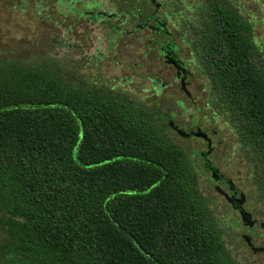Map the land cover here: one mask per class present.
Segmentation results:
<instances>
[{
    "label": "trees",
    "instance_id": "1",
    "mask_svg": "<svg viewBox=\"0 0 264 264\" xmlns=\"http://www.w3.org/2000/svg\"><path fill=\"white\" fill-rule=\"evenodd\" d=\"M201 5L209 22L186 29L264 219V44L229 0ZM52 12L63 30L72 11ZM212 204L186 149L124 95L67 83L52 59L0 63V264H241Z\"/></svg>",
    "mask_w": 264,
    "mask_h": 264
},
{
    "label": "flooded vegetation",
    "instance_id": "2",
    "mask_svg": "<svg viewBox=\"0 0 264 264\" xmlns=\"http://www.w3.org/2000/svg\"><path fill=\"white\" fill-rule=\"evenodd\" d=\"M33 1L35 7L38 4L48 13L47 18L39 16L38 19L52 25L54 24L52 10L72 11L56 22L64 26L60 47L65 51V57H62L60 64L64 81L75 83L80 88L98 94L104 92L124 95L127 101L137 105L141 114L149 115L163 135L169 139L174 135L191 143H200L204 147L202 150H189L184 147L190 154L197 172L200 168L210 175L213 190L231 213L239 216L245 229L249 231L261 229L264 232V219L260 209L250 202L249 196L224 175L219 167L220 162L232 152H236L244 161L245 159L238 144L236 131L213 92V82L209 73V69L213 67L206 64L207 60L195 48V43L191 42L186 29L187 25H206L209 22L208 15L201 11V4L203 1L207 4L210 0ZM229 1L236 6L242 17L252 24L251 19L244 15L241 3ZM13 5L16 9V1ZM129 10L136 12L130 13ZM133 41L137 42L139 51L143 50L139 63L132 60ZM116 69L124 72L125 76L114 77L112 73ZM195 71L204 78L201 81V94L194 92ZM135 81L138 82L136 85L140 86L142 93L149 92L157 99L170 94L172 99L166 98L165 102L162 101L161 108L151 111L144 103L136 102L127 93V89ZM134 88L136 87L133 86ZM219 121L234 134V140L230 144L225 143L226 137H221L216 129ZM180 131L185 136L181 135ZM198 132L202 136H196L195 133ZM215 170L219 175L217 180L213 179ZM230 182H233V185ZM218 186L234 197V205L215 190ZM242 194L246 200L241 205L239 200ZM243 209L252 216L255 223L252 228L242 222ZM240 236L246 251L264 256L263 252L255 254L245 242L244 236H249L247 232ZM250 237L257 248L254 236Z\"/></svg>",
    "mask_w": 264,
    "mask_h": 264
},
{
    "label": "rangeland",
    "instance_id": "3",
    "mask_svg": "<svg viewBox=\"0 0 264 264\" xmlns=\"http://www.w3.org/2000/svg\"><path fill=\"white\" fill-rule=\"evenodd\" d=\"M16 1V9L13 2ZM235 3L240 2L244 9V15L252 21L254 31L260 45L264 44V0H233ZM24 3L22 0H0V63L19 62L35 65L44 60H54L61 64L62 57H65V51L61 50L63 30L55 27L50 23L39 20L32 9L23 10ZM28 5L33 7L32 0H29ZM97 34L102 35L99 31ZM263 47V46H262ZM132 60L141 62L143 50L137 49V42L133 41L132 45ZM196 73V86L194 92L201 94V81L204 79L202 75ZM114 77H124L125 74L120 69L113 71ZM138 82L127 89L136 102L145 104V106L153 110H158L162 107V101L172 99L170 94L165 98L160 96L158 99L151 96L149 92L142 93ZM133 86L136 87L133 89ZM127 88V87H125ZM163 109V108H162ZM200 118V117H199ZM216 129L220 132L221 137H226L225 143L230 144L234 140V134L230 132L223 122L219 121V126ZM172 140L182 145L187 149L202 150L204 147L198 142H188L183 138L172 135ZM221 151L218 153L220 155ZM219 167L221 172L229 179L234 181L243 191L249 196L253 190L251 184V170L247 163L238 157L237 153L232 152L229 156L220 162ZM199 179L201 189L205 196L211 197L216 216L222 222L223 228L228 231L225 236L227 248L232 252V255L241 264H264V256L253 255L251 251L245 250V245L241 240V234L247 232L249 236H254L257 248L264 247V232L261 229L249 231L241 224L239 216L233 215L230 209L227 208L223 200L215 193L211 185V177L203 169L199 168ZM252 206V204L250 205ZM253 207V206H252Z\"/></svg>",
    "mask_w": 264,
    "mask_h": 264
},
{
    "label": "water",
    "instance_id": "4",
    "mask_svg": "<svg viewBox=\"0 0 264 264\" xmlns=\"http://www.w3.org/2000/svg\"><path fill=\"white\" fill-rule=\"evenodd\" d=\"M180 134L181 135H184L185 134L183 132L180 131ZM196 136L200 137L202 136L200 132L198 133H195ZM187 136V135H186ZM189 136V135H188ZM219 178V175H218V171L215 170L213 171V179L214 180H217ZM232 185H233V182H230ZM233 188V186H232ZM215 190L224 195L226 197V199L232 204L234 205V197H231L228 193H226L221 187H216ZM246 200V197L244 194L241 195V200H239V203H241V205L245 202ZM241 217H242V222L245 226H248L250 228H252L254 226V221H252V216L250 213H248L245 209H243L241 211ZM244 239L246 240V242L248 243V245L252 248V251L256 254L257 252H263L264 253V247H261V248H256L253 243H252V239L250 236H244Z\"/></svg>",
    "mask_w": 264,
    "mask_h": 264
}]
</instances>
